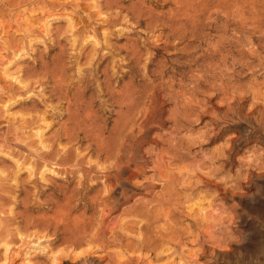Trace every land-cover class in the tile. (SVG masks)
<instances>
[{
	"label": "bare ground",
	"instance_id": "1",
	"mask_svg": "<svg viewBox=\"0 0 264 264\" xmlns=\"http://www.w3.org/2000/svg\"><path fill=\"white\" fill-rule=\"evenodd\" d=\"M101 1L0 0V245L6 248L4 256H1L2 264H13L14 256L21 250L18 242L30 245L32 239L39 241L49 234L58 237L60 230L63 234L60 238L73 250L85 244L90 247L85 245L82 248L85 259H100L103 254L99 252H104L105 256H110V264H154L153 261L155 264H194L206 255L209 244L215 245L211 247L213 253L223 255L228 249L222 250V247L231 245L232 240H228V236L218 237V234L208 231L209 227L207 231L201 228L213 218L211 215L208 217V208L202 206L205 210L201 209L207 196L203 198L204 195L197 193L199 200L194 199L196 189L193 185H218L216 169L209 165L208 173H201L204 163H191L188 170L194 169L193 173L185 179L183 168L173 162L183 163L189 159L195 142L193 137L183 138L181 133L189 130L192 116L211 113L213 122L219 124L222 119H230L237 114L238 98L234 95L232 102L212 103L213 94H207L205 90L219 88L212 82L216 76L209 73L208 68L207 72L204 71L203 56L197 54L201 38L188 43L187 47L193 45L194 51H185L186 47L185 53H179L178 58H170L173 67L165 66L168 61L165 65L159 64L162 67L160 72H153L151 78L146 76L148 82L146 77L143 78L146 88L137 90L139 87L134 83L137 66L147 53L145 68L149 70V66L160 57L152 50L159 47L149 41L141 43L140 37L126 38L122 45L111 43V40L122 36V26L130 20L134 21L129 29L130 35L142 33L138 27L143 25L154 31L158 27L154 23L163 26L161 32L170 23L169 27L177 25L182 29L185 23H182L184 17L180 12L184 0H171L174 5L172 12L157 19L154 17L161 15L153 13L154 0ZM7 8H12V11ZM36 15L38 17L34 18ZM50 15L69 17V28L63 32L65 35L56 39L51 37ZM146 16H149V21ZM194 19L192 29L197 34L200 22ZM171 30L173 33L167 34V40L176 36L182 38L183 33ZM42 40H49L51 50H57L55 54L48 60L46 56V59L38 61V66L31 68L24 79L26 73H11L10 64L25 59L30 49ZM89 44L93 46L86 52ZM68 46L71 51H67ZM165 46L172 45L165 42ZM143 48L153 49L144 53ZM122 53L129 56V62H125V56L119 58ZM84 58L86 66L81 67L80 61ZM182 58L184 60L179 61ZM124 67H127L126 71L122 70ZM111 68L115 71L113 74L110 73ZM120 70L122 73L116 75ZM169 72L172 74L167 76ZM126 77L129 82L117 91ZM116 78L119 80L114 82ZM158 79L161 80L157 82ZM77 82H80L78 86ZM113 99L115 105H107ZM16 102L22 105L30 102L28 110L25 114L19 113L16 119L6 118L2 110L8 111ZM105 105L113 108L108 110ZM168 105L174 107L170 109L171 131L154 137L156 146L149 148V153L155 154L153 174L141 183L136 179L146 173L141 150L148 141L147 132L161 129L163 113ZM180 109L181 113L177 114L175 111ZM255 111L264 112V106L257 105ZM114 113L118 118L114 120L115 126H110ZM179 113H183L184 118H179ZM48 117L65 118L58 122L57 133L50 138L45 137V131L50 126L53 128ZM141 118L142 123H138ZM250 120L256 127H264V115L252 116ZM223 131L224 127H216L208 138L215 141L221 138ZM250 134L252 132L248 136ZM242 137L239 134L228 139V145L221 148L219 156L227 165L233 161L235 143ZM84 144V150L77 151ZM160 145L164 147L156 150ZM251 163V166L256 164ZM24 173L26 175L22 177ZM194 177L199 181H193ZM156 188H161L160 193H154ZM136 190L152 195V198L132 199ZM19 204L23 210L14 212ZM197 205L199 210L194 207ZM224 217H220L221 222ZM214 225L217 227L216 222L212 227ZM187 244L196 246V250L191 251L188 247L187 251ZM111 247L118 249L109 250ZM24 262L31 263L28 257Z\"/></svg>",
	"mask_w": 264,
	"mask_h": 264
},
{
	"label": "rangeland",
	"instance_id": "2",
	"mask_svg": "<svg viewBox=\"0 0 264 264\" xmlns=\"http://www.w3.org/2000/svg\"><path fill=\"white\" fill-rule=\"evenodd\" d=\"M154 1L156 4L153 3L152 6L153 13H158L161 15L159 17H154L155 19L169 16L168 14H170V12H172V10L174 9V5L173 2H171V0H154ZM84 5L87 8L86 10H88V7L86 6L85 3L83 4V6ZM182 5L184 7L182 9V12H180V14H182L184 18L182 16L180 18H183L185 20V21L183 20L184 22L182 21V23H185L187 28L185 27V25L182 26V29L179 28L177 25L174 27H169V25L171 24L170 23L168 24V28L163 30V32H161L163 26L160 25V23H154L155 25H158V27H155L154 31H151L150 28L146 27V25H143L142 27H138V29L142 31V33H139L137 35L136 34L130 35L129 29L130 27H132L131 24L132 23L134 24V21L130 20L128 23L123 24L122 27H124L123 28L124 33L122 34V32H120L122 36H119L118 39H112L113 41L111 40V43L114 42V44L122 45L126 43V38L138 39L140 37L139 41L141 43L149 41L150 44H155L159 47L158 50H155L153 48L142 49L144 53L148 52V50L151 51V49H153L152 51L157 52L160 57H157L156 58L157 62L155 61L153 65L149 66L150 67L149 70H147L145 68V65L147 62L148 54L146 53L141 59L140 61L141 63L137 66L134 83L136 84L137 88L139 87L137 90L141 91L144 90V87L146 88V84L144 86V83H146V81L143 80V78H145L146 76L147 77L150 76L149 78H151V76L153 77V75L156 73L157 70H159L160 72V70L162 69V67L160 68V65L162 66L163 63H164L163 65H165V62L168 61L170 63L171 59L178 58V54L184 52L183 51L184 48L187 47L190 41H194L195 38H201L200 48L197 54H201L203 56L202 59L203 67L205 65L204 71L207 72V70L210 69V71L208 72L209 73L211 72L213 73L212 75L216 76L215 81L212 82L216 84V86L219 88L218 90L212 89L205 91L207 92V94H213L214 97L212 103L215 104L218 103L219 105H221L225 102H229V101L232 102L233 97L235 95L238 98L237 102L239 101L238 102L239 104H237L238 106L237 114H234V116L231 117L230 119H222L219 122V124H215L213 122L212 120L213 115L211 113H204L203 115L200 116L194 115L191 117L189 130H184L181 133L183 138L193 137L192 140L195 142L191 146V150H190L191 152L188 151L190 152V154H189V159L187 161L183 163L177 161L173 162L174 165L183 168L182 170L185 171L183 178L187 179L193 173L194 169L188 170L189 168L188 164L197 163V162L204 163V165H202L203 167H201V170L199 169L200 170L199 172L208 173V171L210 170L209 165H211L213 168L216 169V173H217L216 182L218 185L216 184L212 185L206 183H202V185L199 186H197V184L193 185L194 188L196 189L194 199L199 200L197 193L204 195L203 198L207 196L205 199H207L208 202L207 200H205L206 202H203V204L201 205V209L203 207L208 208V210H206V212L208 213V217L211 215L213 218L212 221L208 222L207 226L205 227L203 226L206 230L203 227L201 228L204 231H207L209 227L208 231L211 232L213 231V233L218 234V237L226 238V236H228L227 239L233 241V242L231 241L230 242L231 245L227 246L226 248L222 247V250L230 249V251L225 250V254L219 256L218 254L212 252L211 247H215V245L209 244L206 255L201 259L198 258V260H196L193 263L194 264H264V127H256L255 124L250 120L252 116H257V115L261 116V114L264 115L263 111L259 113L255 111V107L257 105L264 106V0H184V3ZM11 9L12 8H7V10L9 11H12ZM197 11L198 13H196ZM28 14L29 12L26 13V15ZM123 14L126 13L124 12ZM196 16L199 19V21L198 19L195 20ZM35 17H38V15L34 16V18ZM148 17L149 16L145 17L147 21L150 20V18ZM68 18L69 17H67L66 15H59V16L50 15L48 17V19L51 20L50 21L51 25L49 29L51 30L52 38L56 39V37L66 34V33L63 34V32L69 28ZM193 18H195L194 21L198 23L200 22L199 31L197 34H195L192 29V26H194L193 24L195 23V22L193 23ZM171 29L176 30V32L180 34L183 33L182 38L176 36V37H171L169 38V40H167L166 38L167 34L173 33ZM165 42L168 43L170 42V45L172 46H168V47L165 46ZM49 43H50L49 40L47 41L42 40L41 42L36 43L37 45L35 44L34 47L31 48L30 51L28 52L29 55L28 54L25 55V59L10 64L11 65L10 72L14 73L15 75L18 74L22 75V73H26V75H24L23 77L24 79L31 68L38 66L37 64L38 61L40 62V60L46 59V56L48 60L50 59L51 55L55 54V51L57 50L55 49L51 50L52 48L50 47ZM63 43H66V41H64ZM46 45L49 46L47 47ZM92 46H93L92 44L91 45L89 44V46L86 49V52H89ZM192 46L190 44V46H188L187 49H185V51L188 49L189 51L190 49L192 51L194 49ZM69 50H70V46H68L67 48V51ZM122 56H125V53H122L121 57L119 58H122ZM225 56L227 57L225 58ZM125 60L126 63L129 62L130 61L129 56L128 57L125 56ZM183 60L184 58L179 59V61H183ZM169 63L165 66L167 67L174 66V64L170 63L169 65ZM219 65L220 67H218ZM80 66L81 67L86 66V58L80 61ZM223 67L225 68V70ZM126 69L127 67L122 68L123 71H126ZM137 69L140 72L137 71ZM226 69L228 70L227 73H226ZM223 71H225V73ZM114 72H115L114 69L111 68L110 73L113 74ZM153 72L154 74H152ZM70 73H72V71ZM121 73L122 71L120 70V73H117L116 75H120ZM142 73L145 74L144 77ZM169 73L167 74V76L172 74L171 72ZM147 77L146 80L148 82ZM219 77L222 78L223 82ZM230 77L232 78L231 80ZM228 79L230 80L229 82L227 81ZM117 80H119V78L118 79L116 78L114 82H117ZM160 80L158 79L157 82H159ZM125 82H129L128 77L124 79V82L121 83L116 90L117 91L122 90L123 88L122 85ZM221 82L223 83V85L227 84L232 86H227V85L226 87L221 86L222 84ZM79 83L80 82H77L76 86H78ZM223 87L224 88L228 87L227 89L229 91L227 89H224ZM49 89L50 86L47 87V90ZM92 90L93 89H91L89 93H91ZM224 90L228 93L225 94ZM29 104L30 102H28L26 105H22L16 102L14 104L15 106L11 105L10 107L12 108H9L8 111L2 110V114L6 118H10V119L11 118L14 119L15 117L17 118L18 117L17 115H19V113L20 115L23 112L24 114L26 113ZM110 104L115 105L114 99L111 100L110 103H107V105L109 106ZM107 105H105V108H107L108 110H111L113 108V106L108 107ZM171 108L174 107H172V105H168L165 108L166 112L164 111L165 113H163V124L161 125V129H155L152 130V132H147L148 141L142 147L141 150V161L145 165L144 170L146 171V173H144V176H141L136 179L141 183L144 182L145 177H149L153 174V168H154L153 160L155 159V154H153V152L152 154L149 153V148L156 146V144L154 143V137L159 133L164 134V133H169L171 131V123H170V119L172 118L170 116ZM175 112L181 113V109L176 110ZM175 112L173 114H175ZM196 113L198 114V112ZM239 113H241V116H239ZM175 115L172 116L174 117ZM183 115H184L183 113L180 114L179 118H181V116L182 118H184L185 115L184 116ZM5 117H3V119ZM117 118L118 117L116 113H114L111 119L110 126H115L114 120H116ZM52 119L53 118L48 117V122L50 123L53 122L52 124L53 128H51L50 126V128H48V130L46 129L47 131H45L46 132L45 137L48 138L54 137L56 135L57 130L60 126L58 122L63 121L65 118H55L53 120ZM142 121L143 118H141L138 121V123H142ZM216 127H218V129L224 127V131L222 132L221 138L212 141L210 138H208V136L213 133V130ZM251 132L252 134L248 136V134ZM239 134H241L243 137L235 143L233 161L227 165L226 162L224 163L221 160V158L223 157L219 156L221 148H224L228 145L227 142L228 139L233 138ZM85 146L86 144H84L79 150L77 149V151L84 150ZM163 147H164L163 145H160V147H157L156 150H160L159 148H163ZM218 159H220L221 161H218ZM210 161L211 162L214 161V163H211ZM250 161L252 163L255 162L256 164L251 166ZM25 175L26 173H24L22 177H25ZM193 181L196 182L199 181V179L197 177H194ZM188 182L189 181H187L186 183L188 184ZM186 183L182 185L186 186ZM226 190H228L230 193L227 192V194H225L224 192H226ZM160 191L161 188H156L154 190V193L157 194L160 193ZM233 193H235V195H233ZM20 198H22V196L19 197L18 199L19 201L22 200ZM149 198H152V195H146L144 194L143 191L140 190H136L134 197H132V199H149ZM32 199H33L32 203H34V198ZM42 199H46V197H43ZM19 205H20L19 207L13 209L15 210L14 212H20L23 210L22 205L21 204ZM198 205L194 207L195 209L198 208L199 210L200 207H198ZM44 208H47V205L46 206L44 205ZM219 213L223 214V216L220 215ZM192 215L195 216L196 214L192 213ZM220 217L225 218V219L222 218L224 219V221L222 220L223 222H221ZM215 218L219 220H216ZM215 222L218 228L215 225H214L215 227L214 226L212 227L213 223ZM217 222L222 224H218ZM219 229L220 231H218ZM224 229L225 230L227 229L226 232ZM216 230L218 231V233ZM223 231L225 233H223ZM61 232L62 230L58 232L59 238L56 237V235L49 234L47 235V237L44 238L42 237V239H40L39 241H37L36 239H32V241H30L31 242L30 245L27 244L21 245L22 243L20 244V242L17 241L19 244L17 246H20L19 249L21 250L18 254L14 256L13 264H26L24 262L25 257H28V259L31 262L30 264H57V263L58 264H86V263L110 264L109 263L110 256L106 255L107 256L106 257L104 252L103 253L99 252L100 255L103 254L102 257L99 255L100 259L99 257H97V259H95L94 261L92 259H85L83 257L85 253L83 254L82 248L85 247L90 248V247L85 244L86 246L83 245L78 248H74L73 250V247H69V243L64 242V240L60 238L63 236ZM195 232H197V230H195ZM219 233L220 235H222L223 233V235L219 236ZM114 248L115 250L118 249L117 247H113V248L111 247L109 250H114ZM187 248L188 249L191 248L190 250L194 251L196 250L197 247L192 244H187V246H185V249L187 250ZM79 250H82V252H79ZM5 251L6 248L0 245V264H2L4 261L2 257L4 256ZM27 251H28V255H25V252ZM188 253L189 255L191 254V252ZM215 255L217 257H215ZM78 257L79 258L82 257V258L79 259ZM193 257L196 258V255H194ZM153 262L155 264V261Z\"/></svg>",
	"mask_w": 264,
	"mask_h": 264
},
{
	"label": "snow or ice",
	"instance_id": "3",
	"mask_svg": "<svg viewBox=\"0 0 264 264\" xmlns=\"http://www.w3.org/2000/svg\"><path fill=\"white\" fill-rule=\"evenodd\" d=\"M227 134V133H226Z\"/></svg>",
	"mask_w": 264,
	"mask_h": 264
}]
</instances>
